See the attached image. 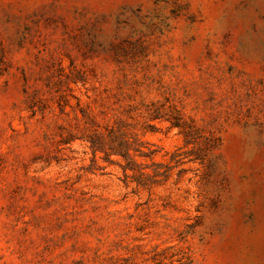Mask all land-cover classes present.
I'll return each instance as SVG.
<instances>
[{
	"label": "rangeland",
	"instance_id": "374dc122",
	"mask_svg": "<svg viewBox=\"0 0 264 264\" xmlns=\"http://www.w3.org/2000/svg\"><path fill=\"white\" fill-rule=\"evenodd\" d=\"M0 264H264V0H0Z\"/></svg>",
	"mask_w": 264,
	"mask_h": 264
},
{
	"label": "trees",
	"instance_id": "16d2710c",
	"mask_svg": "<svg viewBox=\"0 0 264 264\" xmlns=\"http://www.w3.org/2000/svg\"><path fill=\"white\" fill-rule=\"evenodd\" d=\"M103 135L102 133H99L98 131H95L94 135L91 137V143L93 145L94 148H102L103 145H98L99 143V139H102ZM112 148H115V147H112ZM110 148L111 150H114ZM125 149L123 150L122 153H120L121 156H123L126 160H128L129 163L132 162V158L130 156V153H129V149H127V147H124Z\"/></svg>",
	"mask_w": 264,
	"mask_h": 264
}]
</instances>
